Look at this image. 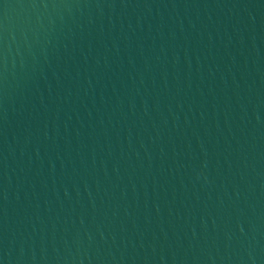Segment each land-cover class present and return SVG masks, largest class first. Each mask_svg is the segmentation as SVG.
<instances>
[{
  "label": "water",
  "instance_id": "obj_1",
  "mask_svg": "<svg viewBox=\"0 0 264 264\" xmlns=\"http://www.w3.org/2000/svg\"><path fill=\"white\" fill-rule=\"evenodd\" d=\"M0 264H264V0H0Z\"/></svg>",
  "mask_w": 264,
  "mask_h": 264
}]
</instances>
